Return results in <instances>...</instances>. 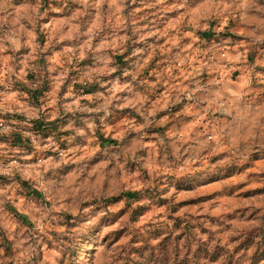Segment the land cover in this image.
<instances>
[{
	"label": "clouds",
	"instance_id": "9594fccd",
	"mask_svg": "<svg viewBox=\"0 0 264 264\" xmlns=\"http://www.w3.org/2000/svg\"><path fill=\"white\" fill-rule=\"evenodd\" d=\"M0 264H264V0H0Z\"/></svg>",
	"mask_w": 264,
	"mask_h": 264
}]
</instances>
